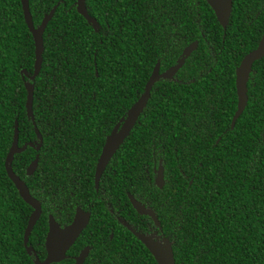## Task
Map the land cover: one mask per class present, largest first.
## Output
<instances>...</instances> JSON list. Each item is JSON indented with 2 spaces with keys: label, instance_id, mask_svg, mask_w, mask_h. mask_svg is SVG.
<instances>
[{
  "label": "trees",
  "instance_id": "1",
  "mask_svg": "<svg viewBox=\"0 0 264 264\" xmlns=\"http://www.w3.org/2000/svg\"><path fill=\"white\" fill-rule=\"evenodd\" d=\"M28 2L35 27L57 5L43 33L33 90L42 145L36 152L27 147L11 164L30 195L72 183L68 177L83 163L65 159L82 156L66 152H98L103 136L137 101L155 63L162 70L164 62L174 64L196 40L197 50L180 69L182 82L153 86L112 158L114 189H150L146 170L151 176L154 158H161L165 204L157 207L176 264H264V57L252 65L246 107L230 129L235 69L264 33V0H233L225 32L204 0H85L98 32L76 12L75 0ZM246 14L251 19H243ZM33 65L20 0H0V264H33L23 246L32 209L4 169L15 121L19 147L37 141L25 110L24 82ZM82 143L97 146L70 145ZM35 155L37 168L26 176ZM94 224L92 215L83 235L89 237ZM46 231L43 210L28 241L35 251H42ZM135 241L139 254H149ZM129 259L142 264L144 258Z\"/></svg>",
  "mask_w": 264,
  "mask_h": 264
},
{
  "label": "flooded vegetation",
  "instance_id": "2",
  "mask_svg": "<svg viewBox=\"0 0 264 264\" xmlns=\"http://www.w3.org/2000/svg\"><path fill=\"white\" fill-rule=\"evenodd\" d=\"M204 2L209 7V9L211 10L212 14L214 15L217 21V17L214 10L211 8V6L208 4L206 0H204ZM232 5H233V0H232L230 14L228 17V23L226 27L222 28V26L217 21V23L220 25V27L224 32L229 25ZM88 16L90 18H94L89 14ZM81 17L87 23L85 18L83 16ZM243 19H251V18L249 14H246L244 15ZM94 20L97 22V28L94 31L98 32L100 30V25L95 18ZM87 24L92 27L91 24L89 23ZM195 42L197 43V47H198V42L194 40L190 42L186 47H184V49H186L188 46H190ZM197 47L194 51H192L189 54V56L185 59L184 63L189 59L191 54L197 50ZM184 49L182 50L181 54H179L178 57L175 59L174 64L170 63L169 65H166V63L164 62L163 70L161 69L160 61L156 62L159 63V68H158L159 76L165 73L172 66L176 65L177 61L181 58ZM155 65L153 66L152 71L154 70ZM181 68H179L169 79L159 77L152 84L150 88L148 101L150 99V94L153 89V86L156 83L167 82V81L182 82L179 78ZM210 69L211 68H209L208 71H210ZM152 71L144 84L142 93L138 96L137 100L143 94L144 88L146 86V83L150 79ZM184 83H188V82L186 81ZM234 86H235V79H234ZM235 93H236V88H235ZM236 99H237V94H236ZM237 102H236V109H237ZM127 111L125 112L124 116L126 115ZM124 116H122L121 118H123ZM121 118L118 120V122L121 120ZM117 123L115 124V126L117 125ZM115 126L112 127V129L108 134L103 136L102 144L98 152L92 149H89L90 151H85L86 149H84L83 151L71 150L66 152L67 154H72V155L79 154L80 156H82L78 158L79 161H76L74 158L65 159L67 161V164L71 161L83 163V167H80L77 173H72L68 177L70 180H72V183L67 182L64 186H61V188H54V189H49L48 191L36 192L35 193L36 198L33 197L40 203L41 213L43 210L46 212L47 230H48L49 217H51L54 220V222L60 229H63L74 220L77 210H80L83 214L89 215L86 226L83 228V230L80 232L78 237L75 239L74 243L66 250L64 258L59 262H53L51 264H75L76 259L85 250H87V253L81 264H140L138 259H136L135 263L134 260L129 259V257H133V256L144 258L142 264H148V260L152 261V263L154 264H157V262L150 254V252L138 240L135 233L148 237L157 244L163 243V240L166 239L168 242L171 243V247H172V241L170 240V237L166 235L164 230L163 214L159 211L157 207L160 206V208H162L163 205L165 204L164 192L162 191V188L164 187L165 184L164 177H163V185L161 188H159L155 184V179L157 174L156 172L160 167H162L161 164L163 163L161 158H154L153 168H152L153 174L151 176L146 170L147 173L146 177L148 178L150 189L136 191L134 193L127 192L126 190L118 191L114 189L115 183L113 180L116 173L113 168L112 158L119 150V148H121L122 144L124 143L125 139L130 135L133 128L131 129L128 136H126V138L123 140L122 144L114 152V154L108 159L106 165L104 166L103 170L100 173L99 178L96 177L97 164L100 159L102 149L106 143V138L108 137V135L111 133V131ZM230 126H231V122H230ZM218 141L219 139H217L216 142ZM38 144H39L38 140L34 142L35 147ZM70 145L82 146L87 148H90L92 146H97L95 143H82V144H70ZM32 149L35 150V152L39 150L36 148H32ZM36 155L35 157H37ZM84 165L86 167L85 173L83 172ZM95 178L97 180V185H95ZM129 196H131L136 202H138L145 210L151 212L156 217L158 225L156 224V221L153 219V216L149 214L138 213L133 208ZM69 212H71L70 216H69ZM92 215L95 218V224L93 231L90 233L89 237H87L86 235H83V231L88 227L92 219ZM45 236L43 239V244L41 246L42 251H35V249L32 247L34 253L36 254L35 256L40 261H43L47 256V253L44 248ZM81 236L82 238L80 239ZM135 240H137L149 254H145V253L139 254V247H137V245L135 247V242H136ZM77 241L78 243L76 244ZM88 241H90V244L87 243ZM127 251H132V252L130 254L129 253L127 254L126 253ZM31 257L33 261L35 258L34 255L32 254ZM173 258H174V263L176 264L174 253H173Z\"/></svg>",
  "mask_w": 264,
  "mask_h": 264
},
{
  "label": "water",
  "instance_id": "3",
  "mask_svg": "<svg viewBox=\"0 0 264 264\" xmlns=\"http://www.w3.org/2000/svg\"><path fill=\"white\" fill-rule=\"evenodd\" d=\"M211 8L214 10L218 23L225 28L228 23V17L230 14L232 0H206ZM22 14L24 18V22L27 26L28 31L30 32L33 45H34V65H33V73L31 76H28L29 82H24V87L26 90V102H25V110L26 116L29 121H31L35 135L39 144L35 147L34 143L29 142L24 144L22 147L18 146V123L15 121L13 127V136L12 143L8 150V153L5 157L4 169L8 179L12 182L15 189L18 192L19 197L23 200L25 204H27L32 212L28 218L27 226L23 235V246L25 248L26 253L31 256L34 255L33 264H51L53 262H59L64 258L66 250L74 243L75 239L78 237L80 232L86 226L88 222V214H83L80 210H77L76 216L74 220L65 228L60 229L54 220L49 217L48 220V230L44 240V248L47 253L46 258L43 261H40L35 255L33 248L28 245L29 236L31 231L33 230L36 222L38 221L41 214V206L40 203L34 199L26 187L24 181L16 176L12 170L11 164L13 161V157L16 154L23 152L27 147L39 149L42 143V137L39 134L33 117L32 105H33V90H34V81L38 76L41 63H42V53H43V33L48 22L53 17V14L57 8L55 5L48 14L44 15L40 24L35 27L32 22V17L29 11V2L28 0H20ZM75 8L76 12L83 16L87 23L92 25L93 30L97 28V22L94 18H90L86 12L84 0H75ZM197 47V43H193L184 49L181 58L177 61L176 65L169 68L162 75H158L159 63H156L154 70L150 76L149 81L146 83L143 94L139 97V99L134 102V104L128 109L126 115L121 118V120L117 123V125L113 128L111 133L106 138V143L102 149V153L96 168V177L99 178L101 171L106 165L108 159L114 154L117 148L122 144L123 140L128 136L131 129L137 122L140 114L145 108L148 98L149 91L152 84L159 78L163 77L165 79H169L172 75L182 67L185 59L189 56V54L194 51ZM264 57V34L261 36L257 46L255 49L247 53L239 63V65L235 69V88L237 94V109L232 117L231 126L233 128L237 118L242 114L244 108L247 104V81L249 74L252 69V65L255 61H258ZM21 75L27 76L25 70L21 71ZM38 158L35 159L28 165L26 168V176H31L36 167H37ZM155 184L161 188L163 185V168L160 167L156 172ZM95 185H97V180L95 178ZM130 202L133 208L140 214H149L153 216V219L156 221L158 225L156 217L145 210L138 202H136L131 196H129ZM138 240L146 247V249L153 256L157 264H175L173 258V251L171 247V243L166 239L163 240V243H155L150 238L136 234ZM87 253V250L83 251V253L76 259L75 264H81L84 260V257Z\"/></svg>",
  "mask_w": 264,
  "mask_h": 264
}]
</instances>
